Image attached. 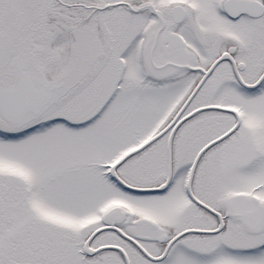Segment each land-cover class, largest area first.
Returning a JSON list of instances; mask_svg holds the SVG:
<instances>
[{
  "label": "snow or ice",
  "instance_id": "obj_1",
  "mask_svg": "<svg viewBox=\"0 0 264 264\" xmlns=\"http://www.w3.org/2000/svg\"><path fill=\"white\" fill-rule=\"evenodd\" d=\"M0 264H264V0H0Z\"/></svg>",
  "mask_w": 264,
  "mask_h": 264
}]
</instances>
